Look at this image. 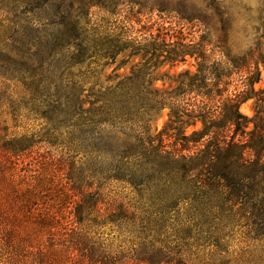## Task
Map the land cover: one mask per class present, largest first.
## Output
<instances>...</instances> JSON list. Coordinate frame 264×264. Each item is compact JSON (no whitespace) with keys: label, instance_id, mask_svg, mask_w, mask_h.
<instances>
[{"label":"trees","instance_id":"trees-1","mask_svg":"<svg viewBox=\"0 0 264 264\" xmlns=\"http://www.w3.org/2000/svg\"><path fill=\"white\" fill-rule=\"evenodd\" d=\"M200 1H178V31H157L141 40L123 37L128 34L123 31V36L83 41L74 25L48 35L30 28L31 35L26 31L9 44L0 42V81L20 83L33 102L28 111L47 124L40 135L8 136L1 129V165L12 175L26 160L41 163L35 147L60 146L66 153L64 179L77 196L69 219L0 215V264H113L85 232L91 215L106 216L98 226L127 219L126 205L104 201L101 190L109 183L125 185L140 199L151 188L197 187L206 196L219 189L228 215L197 220L217 219L229 230L242 224L251 242L264 243V88L254 87L259 64L264 65V4L255 16L224 1ZM235 15L252 32V47L242 56L231 50ZM209 22L216 25V40ZM100 59L106 62L102 68L118 64L107 85L90 87L84 95ZM190 61L194 71L177 73L166 89L154 86L169 79L160 73L164 66ZM125 64L129 73L121 78L116 71ZM249 100L250 118L239 111ZM163 111L167 121L154 132L152 124ZM42 173L39 165L19 176L27 181L18 198L26 212L48 192ZM102 204L107 208L101 213ZM135 256L139 264L172 263L145 248Z\"/></svg>","mask_w":264,"mask_h":264},{"label":"rangeland","instance_id":"rangeland-1","mask_svg":"<svg viewBox=\"0 0 264 264\" xmlns=\"http://www.w3.org/2000/svg\"><path fill=\"white\" fill-rule=\"evenodd\" d=\"M179 0H0V42L9 44L11 39L31 29L41 30L46 35L68 29L76 25L81 29L78 38L83 41L98 42L112 37L148 38L157 31H178L181 24L174 12ZM200 5V0H188ZM224 1L227 6L235 5L248 8L253 15L262 9L264 0H216ZM202 3V2H201ZM236 10V8H235ZM237 20L233 27L232 54L242 56L252 47V32L244 29V20L235 15ZM27 29V30H25ZM244 29V30H243ZM212 40L219 33L213 22L208 23ZM43 34V33H42ZM31 35V33H30ZM1 44V43H0ZM4 44V43H3ZM2 45V44H1ZM17 52L21 49L15 45ZM105 60L100 59L95 73L84 86V95L88 89L105 86L106 79L118 64L101 67ZM130 64H125L116 73L123 76L129 73ZM190 68L192 62L174 67L164 66L160 73L168 78L157 80L154 84L159 90L168 88L172 77L182 70ZM260 80L254 85L256 90L264 88V65L259 64ZM8 85L5 94L0 97V130L5 129L8 136L23 134L40 135L47 128L43 118L35 117L28 109L31 100L20 83L0 81V92ZM33 101V100H32ZM43 99L35 102L40 103ZM17 106V108L12 107ZM253 101L242 103L241 114L253 116ZM18 113L17 115H15ZM167 121V111L153 122L152 129L158 132ZM199 127L188 128L186 133ZM0 131L1 136H5ZM35 153L41 154L42 161L30 159L24 167H17V173L10 175L0 162V215H61L70 218L73 196L64 179L66 170L64 160L66 153L60 146L41 145L35 147ZM1 161V158H0ZM34 162V166H33ZM41 167L44 181L49 184L47 193L39 195L26 212L19 202L22 187L27 183L21 179L25 169ZM20 170V171H18ZM28 181L32 182L30 179ZM219 189L205 192L197 187H160L144 190L142 197L135 191L118 183H109L101 190L104 201L111 198L128 207L127 219L119 223L98 226L106 220L103 215H91L86 225L87 236L99 249H104L113 264H139L135 254L145 248L146 253H161L172 260L169 264H264V243H253L246 237V229L241 224L232 230L216 220H197L204 215H228L224 212ZM218 193V194H217ZM75 195H77L75 193ZM185 195V196H184ZM186 197V198H182ZM100 212H106L107 206L101 205ZM195 215H198L196 217ZM65 221V220H64Z\"/></svg>","mask_w":264,"mask_h":264}]
</instances>
